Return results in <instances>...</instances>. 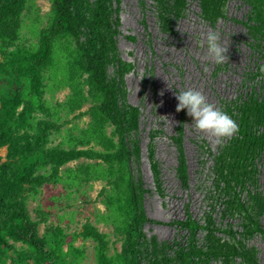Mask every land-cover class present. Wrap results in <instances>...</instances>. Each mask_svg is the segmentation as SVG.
Here are the masks:
<instances>
[{
    "label": "trees",
    "instance_id": "16d2710c",
    "mask_svg": "<svg viewBox=\"0 0 264 264\" xmlns=\"http://www.w3.org/2000/svg\"><path fill=\"white\" fill-rule=\"evenodd\" d=\"M167 22L181 14L187 0H154ZM201 15L210 23L224 17L227 0H198ZM249 12L238 20L247 30L255 68L246 72L243 90L224 111L239 125V132L215 155L224 190L232 193L223 215L239 218L241 230L223 228L228 239L215 235L211 221L189 216L175 221L184 231L166 250L144 252V187L131 167L138 159L133 137L138 110L126 101L124 76L131 69L118 49L120 0H51L46 23H35L32 38L25 36L31 0H0V264H64L63 250L80 258L79 237L95 242L97 264H210L213 259L241 256L253 260L246 239L264 236L258 217L262 200L257 191L259 163L264 153V0H245ZM64 101L52 102L48 91L67 87ZM90 103L87 127L65 128L70 114ZM110 129V131H108ZM62 134L58 144L52 136ZM180 144L178 174L187 177ZM98 147V148H96ZM81 158L95 163L80 162ZM104 179L101 194L106 222L122 241L111 253V241L91 222L80 232L50 229L49 240L40 233V221L30 210L48 184L82 185ZM205 235L200 237V232ZM173 252H169V249ZM81 264V263H78Z\"/></svg>",
    "mask_w": 264,
    "mask_h": 264
},
{
    "label": "rangeland",
    "instance_id": "374dc122",
    "mask_svg": "<svg viewBox=\"0 0 264 264\" xmlns=\"http://www.w3.org/2000/svg\"><path fill=\"white\" fill-rule=\"evenodd\" d=\"M31 1L32 12L24 31L28 38L35 37L32 32L35 23H46L51 11V0ZM249 9L245 0H227L225 16L210 23L201 15L199 1L187 0L181 14L164 22L154 0H120L117 42L121 58L131 64L124 76L126 101L138 110V125L132 137L137 142L138 159H132L131 167L144 187L142 202L148 220L143 231L147 254L164 251L167 245L180 239L184 231L174 223L189 216L203 223L211 221L218 228L215 235L222 241L228 239L223 228L242 229L238 217L223 215L224 203L231 200L232 193L224 190L215 160L230 139L216 145L200 133L187 110L176 111V94L187 89L202 91L210 103L223 111L225 104L238 96L246 72L255 68L246 27L238 21L246 17ZM210 31L220 35L224 46L229 45L228 63L217 65L205 59L206 35ZM70 93L69 86L62 87L49 90L47 98L52 102L64 101ZM89 106L87 103L70 114L65 128L78 131L87 127L91 120L87 113ZM61 139L62 134H55L51 144H58ZM179 141L187 165L185 180L177 170ZM6 152V148L0 149L3 159ZM83 161L97 160L81 158L63 169L76 167ZM258 167L256 188L262 200L258 219L264 228V153ZM105 184L106 180L98 179L71 187L64 182L44 186L38 197L30 201L31 213L40 221V233L52 240V227L61 226L67 233L80 232L86 222H91L108 234L111 253L115 248L121 249L122 241L105 220L107 211L101 194ZM205 233L201 231L200 237L205 238ZM245 241L252 251V261L237 256L229 261L213 259L210 264H264V236L255 234ZM75 246L82 249L80 258L63 250L64 264H97L92 239L79 237ZM168 251L173 252L171 248Z\"/></svg>",
    "mask_w": 264,
    "mask_h": 264
},
{
    "label": "clouds",
    "instance_id": "9594fccd",
    "mask_svg": "<svg viewBox=\"0 0 264 264\" xmlns=\"http://www.w3.org/2000/svg\"><path fill=\"white\" fill-rule=\"evenodd\" d=\"M207 56L217 65L229 62V45L220 42V35L208 32L206 35ZM264 72V65H261ZM163 95V93H161ZM178 101L176 111L187 110V115L192 117L195 128L211 138L216 145H222L225 140L233 138L239 132L238 123L225 111L208 101L206 95L199 90L187 89L176 94Z\"/></svg>",
    "mask_w": 264,
    "mask_h": 264
}]
</instances>
